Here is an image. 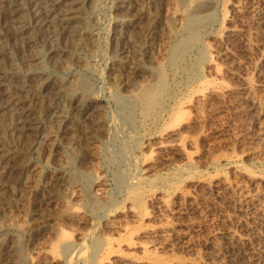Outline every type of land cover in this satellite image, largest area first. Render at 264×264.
Masks as SVG:
<instances>
[{
    "label": "rangeland",
    "instance_id": "rangeland-1",
    "mask_svg": "<svg viewBox=\"0 0 264 264\" xmlns=\"http://www.w3.org/2000/svg\"><path fill=\"white\" fill-rule=\"evenodd\" d=\"M176 1L124 13L90 0L82 39L53 64L46 47L13 63V16L30 0H0L14 96L32 98L39 77L90 86L85 104L61 103L37 149L15 125L20 105L1 111L2 148L29 169L9 181L0 152V264H264V0ZM190 13L203 23L189 34Z\"/></svg>",
    "mask_w": 264,
    "mask_h": 264
},
{
    "label": "bare ground",
    "instance_id": "bare-ground-1",
    "mask_svg": "<svg viewBox=\"0 0 264 264\" xmlns=\"http://www.w3.org/2000/svg\"><path fill=\"white\" fill-rule=\"evenodd\" d=\"M133 1L135 0H121V5L120 9L121 11H123L124 13H128L132 6H133ZM159 1V0H158ZM183 2L184 0H177L176 2ZM207 1V0H206ZM24 2V0H23ZM90 2V0H30V3L24 7V5L20 8L19 5H17V7H19L16 11L13 8V10L15 11V15L14 17V22L13 24H15V29H14V33L9 32L11 34H13L11 36L12 42H14V52H13V63L16 61L19 62L22 60H25V56L27 55L31 60H37L36 59V55L35 51L39 50L40 48H48L49 51V57L50 60H53V64L54 61L55 62H62L65 61L66 59H68V54L69 51H71L70 49H72L71 47L80 39H82L83 34L85 33V23H86V18H85V8H87V4ZM95 2V1H94ZM147 1H145L146 3ZM26 3V2H25ZM137 3V2H134ZM157 3V1L155 2ZM21 4V3H20ZM143 4V3H142ZM177 4V3H176ZM184 4V2H183ZM193 4V3H192ZM214 4V3H213ZM22 5V4H21ZM155 5V4H154ZM136 6V4H135ZM149 6V5H146ZM152 6V4H151ZM190 6V5H189ZM145 7V6H142ZM184 7V6H183ZM16 8V7H15ZM135 8V7H134ZM139 9V8H138ZM12 10V12L14 13V11ZM137 10V8L135 9ZM142 10V9H140ZM88 11V10H87ZM145 11V10H144ZM153 11H157V9H153ZM152 11V13H154ZM210 11V10H209ZM11 12V13H12ZM89 12V11H88ZM141 12V11H140ZM150 12V11H149ZM208 12V11H207ZM10 13V15H11ZM119 13V12H118ZM130 13V12H129ZM163 13V12H162ZM193 13V12H192ZM136 14V13H134ZM191 14V13H190ZM210 14V13H209ZM133 14H131L132 16ZM156 15V13H155ZM192 15V14H191ZM203 15V14H202ZM208 15V13L206 14ZM205 15V16H206ZM130 16V15H129ZM134 16V15H133ZM210 16V15H209ZM208 16V17H209ZM8 17V16H7ZM120 17V16H119ZM153 17V16H152ZM212 17V16H211ZM10 21L12 20L11 17ZM127 18V17H126ZM142 18V17H141ZM157 18V17H156ZM161 18V17H160ZM192 20L189 21V27L186 28L187 29V33H191L194 31L199 30L200 25L203 23L202 18L199 13L196 15H192L191 16ZM118 20V18H116ZM139 19V18H138ZM153 19V18H152ZM189 19V18H188ZM123 20H125L123 18ZM151 20V19H150ZM165 20V19H164ZM209 20V19H208ZM88 21V20H87ZM149 21V20H147ZM187 21V22H188ZM5 22V21H4ZM186 22V23H187ZM127 23V22H126ZM134 23V22H133ZM148 23V22H147ZM159 23V22H158ZM3 24V23H2ZM146 24V23H145ZM136 25V24H135ZM148 25V24H147ZM11 26V25H10ZM88 26V24H87ZM129 25H126V27H128ZM159 26V25H158ZM161 26V25H160ZM208 26V25H207ZM121 27V26H120ZM13 28V27H11ZM5 29V28H4ZM58 29L60 32V41H58L59 38H57V32ZM121 30V29H120ZM185 32V31H184ZM2 33V32H1ZM120 33V32H118ZM189 33V34H190ZM201 33V32H200ZM3 34V33H2ZM189 34H186L189 35ZM9 35V34H8ZM7 35V36H8ZM193 35V34H192ZM3 36V35H2ZM126 36V35H125ZM185 36V37H186ZM190 36V35H189ZM10 37V36H9ZM120 38V37H119ZM190 38V37H189ZM199 38V37H198ZM197 38V39H198ZM193 39V38H192ZM1 40V39H0ZM8 40V39H7ZM6 41V40H5ZM184 41V40H182ZM195 41V40H193ZM2 42V41H1ZM10 42V41H8ZM3 43V42H2ZM1 44V43H0ZM10 44V43H8ZM82 45V44H81ZM191 45V44H190ZM180 46V45H179ZM177 47V46H176ZM187 47V46H186ZM174 48V47H173ZM184 49V48H183ZM190 49V48H189ZM77 50V48H76ZM43 51V50H42ZM184 52V51H183ZM39 53V52H38ZM75 53V52H74ZM73 53V54H74ZM77 53V52H76ZM185 53V52H184ZM43 54V53H41ZM47 54V53H46ZM45 54V55H46ZM72 54V53H71ZM180 54V53H179ZM178 54V55H179ZM182 54V52H181ZM77 55V54H76ZM174 55V54H173ZM26 56V57H27ZM44 56V55H43ZM181 55H179L180 57ZM183 56V55H182ZM40 57V55L38 56ZM37 57V58H38ZM45 57V56H44ZM4 58V57H3ZM2 58V59H3ZM11 58V57H10ZM28 58L27 61H29L30 59ZM35 58V59H34ZM0 61H3V60ZM7 59V58H5ZM4 59V60H5ZM9 59V58H8ZM41 60H45V59H41ZM70 60V59H69ZM76 60V59H75ZM74 60V61H75ZM68 60H66L65 62H67ZM4 62V61H3ZM2 62V63H3ZM6 62V61H5ZM26 62V61H25ZM73 62V61H72ZM8 63V62H7ZM36 63V62H35ZM33 63V64H35ZM43 63V62H42ZM47 63V62H46ZM64 63V62H62ZM1 64V62H0ZM11 64V63H8ZM19 64V63H18ZM25 64V63H24ZM31 64V65H33ZM38 64V63H37ZM57 64V63H56ZM3 65V64H2ZM13 65V64H12ZM21 65H23L21 63ZM67 65V64H66ZM5 66V65H4ZM9 66V65H8ZM41 66V65H40ZM39 66V67H40ZM51 66V65H50ZM53 66V65H52ZM51 66V67H52ZM59 66V65H58ZM24 67V66H23ZM30 67V64H29ZM38 67V66H37ZM38 67V68H39ZM49 67V66H48ZM50 67V68H51ZM55 67V66H54ZM5 68V67H4ZM2 69V68H1ZM19 69H21V66L19 67ZM17 69V70H19ZM28 69V67H27ZM33 69V68H31ZM41 69V68H40ZM44 69V68H42ZM41 69V70H42ZM8 70L9 67H8ZM24 70V69H23ZM22 70V71H23ZM29 70V69H28ZM36 70V68H35ZM38 70V69H37ZM47 70V69H46ZM6 68L5 70H1L0 71V88H2L1 92H2V103H0V112L1 111H7L10 106L12 104H16V105H20L22 112L19 114V122H16V126L17 123L20 125V129L22 130V135L20 133L21 136H23L24 138L30 139L33 143H32V147L37 149V144L41 143V141H43L44 138H46V124L47 123H51V120L54 118H59L58 117V107L61 105L62 102H68L69 105H75V106H81L82 104H85L86 101L84 100L83 96L79 95L77 93L78 90H84L87 91V89L89 88L86 86L87 83L78 80V85L77 88L75 87V89L70 90L67 89L66 87H64L63 85H55L53 83H51V79L49 80L48 77L47 78H43V77H39L36 79V83H34L35 85L33 86L32 83L27 84L25 87L28 88V90H32L34 92V95L32 98L30 99H22V98H18L16 96H14L10 91H11V87L14 84H9L6 81V76L4 75V73L6 74ZM20 71V70H19ZM26 71V70H25ZM33 71V70H32ZM16 72V71H15ZM21 72V71H20ZM24 72V71H23ZM30 72V71H29ZM38 72V71H37ZM8 73H10V71H8ZM22 73V72H21ZM26 73V72H25ZM35 73V72H34ZM33 73V74H34ZM40 73V72H39ZM38 73V74H39ZM42 73V72H41ZM47 73V72H46ZM15 73H13L14 75ZM16 75V74H15ZM14 75V76H15ZM28 74H26L27 76ZM17 76V75H16ZM21 77V76H20ZM85 78V77H84ZM25 79V78H24ZM21 79V80H24ZM19 80V79H18ZM85 80V79H83ZM10 81V80H9ZM56 82V81H55ZM161 82V81H160ZM21 83V82H20ZM25 83V82H24ZM163 83V82H161ZM18 84V83H17ZM77 84V81H76ZM152 85V84H151ZM150 85V87H151ZM155 85V84H153ZM19 86V85H18ZM21 86V85H20ZM24 86V85H22ZM21 86V87H22ZM68 86V84L66 85ZM75 86V84H74ZM157 85H155L156 87ZM18 87V88H21ZM153 86V88L149 91L148 89V94H146L145 96L142 95V100L143 101H147L146 104L144 105L146 108V110L149 109L150 104H151V100L148 96L150 95H156L157 94V90L158 88H155ZM162 87V86H161ZM25 88V89H26ZM31 88V89H30ZM23 89V87H22ZM163 89V88H161ZM17 90V89H16ZM21 90V89H20ZM18 90V91H20ZM161 91V90H160ZM164 91V89H163ZM79 92V91H78ZM159 92V90H158ZM21 93V92H20ZM18 93V94H20ZM82 93V92H80ZM11 94L13 96H11ZM84 94V93H83ZM136 95V94H135ZM159 95V94H158ZM18 96V95H17ZM140 96V95H139ZM24 97V96H23ZM27 96H25L26 98ZM85 97V95H84ZM148 97V98H146ZM87 99V97H86ZM153 99V98H152ZM46 101L48 104L46 105V107H40L41 109H37L36 104L42 101ZM89 100V99H88ZM87 100V102H88ZM93 100V99H92ZM1 101V100H0ZM141 101V100H140ZM154 103V102H153ZM43 104V103H42ZM40 104V105H42ZM66 104V105H68ZM23 105H26L22 108ZM45 105V103H44ZM36 106V107H35ZM91 106V105H90ZM89 106V109H86V114H88L87 116H89L94 110H100L102 108V106L100 105V103H96L93 104L92 107ZM72 107V106H70ZM153 107V106H152ZM16 108V107H15ZM19 108V107H18ZM17 108V109H18ZM44 108V109H43ZM63 108V107H62ZM79 108V107H77ZM75 109V107H74ZM84 110V109H83ZM141 110V109H140ZM67 111V109H66ZM75 111V110H73ZM131 111V110H130ZM77 112V111H76ZM75 112V113H76ZM81 112V111H80ZM78 112V114L80 113ZM101 112V111H100ZM135 112V110H134ZM144 112V110L142 111ZM147 112V111H146ZM64 113V112H63ZM74 113V112H72ZM8 114V113H7ZM60 114V113H59ZM62 114V112H61ZM66 114V113H64ZM148 114V113H147ZM0 115H2V112L0 113ZM73 115V114H72ZM92 115V114H91ZM159 115V114H158ZM3 116V115H2ZM10 116V115H9ZM71 116V115H70ZM76 116V114H75ZM86 116V115H85ZM84 116V117H85ZM142 116V114H141ZM73 117V116H72ZM78 117V116H77ZM81 117V116H80ZM143 117V116H142ZM2 118V117H1ZM0 118V132H4L5 131L1 128V122H3V120H1ZM16 118V117H15ZM18 118V117H17ZM79 118V117H78ZM125 118V117H124ZM146 118V117H145ZM75 119V117H74ZM73 119V120H74ZM121 119V118H120ZM12 120V119H11ZM60 120V119H59ZM63 120V119H62ZM76 120V119H75ZM78 120V119H77ZM123 120V119H122ZM66 121V120H65ZM68 121V120H67ZM72 121V120H71ZM155 122V121H154ZM64 123V122H63ZM68 123V122H66ZM73 123V122H72ZM62 124V123H61ZM7 125V124H6ZM56 125V124H55ZM63 125V124H62ZM78 125V122H77ZM76 125V126H77ZM71 126V125H70ZM68 127V126H67ZM18 128V127H17ZM19 129V128H18ZM7 130V129H6ZM13 130V129H12ZM50 130V129H49ZM65 130V128H64ZM71 132V131H70ZM1 133V134H2ZM9 133V131H8ZM11 133V132H10ZM17 133V131H16ZM5 135V134H4ZM18 135V134H17ZM16 135V136H17ZM15 136V137H16ZM48 136V134H47ZM18 137V136H17ZM20 137V136H19ZM18 137V138H19ZM22 137V138H23ZM21 138V140H22ZM12 139V138H11ZM6 140V138H5ZM26 140V139H25ZM12 141V140H11ZM16 141V140H15ZM23 141V140H22ZM27 141V140H26ZM2 142V141H1ZM21 142V141H20ZM31 143V142H29ZM2 143H0V152H2V157L4 162L6 163L7 166V170L5 171V174L9 181H16V182H22L24 180V178H26V176L24 177V175L27 172V169H29V163L28 161H26L24 163V165L22 167H16L18 164H16V166L13 163H16V161H18L19 157L17 152L15 151H11V150H4V148H2ZM4 144V142H3ZM15 145V144H13ZM18 145V143H17ZM5 146V145H4ZM16 146V145H15ZM11 147V146H10ZM9 147V148H10ZM8 148V147H7ZM16 150V148H14ZM13 149V150H14ZM35 149V150H36ZM21 150V149H20ZM34 150V151H35ZM32 153V152H31ZM21 156V155H20ZM1 160V159H0ZM10 164H13L14 166H11ZM21 165V164H20ZM4 166V164H3ZM0 170L1 166H0ZM3 175V174H0ZM4 177V176H3ZM7 180V179H6ZM29 181V180H28ZM7 182V181H6ZM5 182V183H6ZM144 182V181H143ZM23 183V182H22ZM153 183V182H152ZM12 184V183H11ZM154 184V183H153ZM16 185V184H15ZM21 185V184H20ZM23 185V184H22ZM21 185V186H22ZM136 185V184H135ZM17 186V185H16ZM19 186V185H18ZM21 188V187H20ZM6 189V188H4ZM132 189V188H131ZM3 190V189H2ZM11 190V189H10ZM17 190V187H16ZM19 190V189H18ZM22 190V189H21ZM135 191V190H133ZM4 192V191H3ZM138 193V192H137ZM136 194V193H135ZM126 195V194H125ZM140 196V195H139ZM35 230V229H34ZM84 257V256H83Z\"/></svg>",
    "mask_w": 264,
    "mask_h": 264
}]
</instances>
